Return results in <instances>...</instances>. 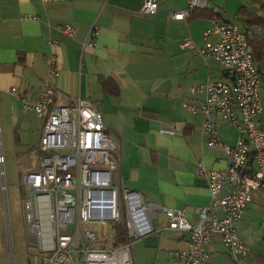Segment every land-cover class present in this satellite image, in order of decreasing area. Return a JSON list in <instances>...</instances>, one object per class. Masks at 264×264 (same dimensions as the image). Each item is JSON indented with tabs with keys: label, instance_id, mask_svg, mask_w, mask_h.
<instances>
[{
	"label": "crops",
	"instance_id": "0c3cea01",
	"mask_svg": "<svg viewBox=\"0 0 264 264\" xmlns=\"http://www.w3.org/2000/svg\"><path fill=\"white\" fill-rule=\"evenodd\" d=\"M188 3L160 0L158 11L144 16L142 0L47 4L0 0V130L4 126L14 131L26 148L39 149L44 122L26 109L11 89L17 88L28 99L38 98L48 72L47 56L54 54L61 67L56 103L68 105L86 98L102 111L107 131L118 144L116 180L141 191L148 201L186 209L188 220L196 224L199 216L195 209L211 201L206 179L195 173L196 162L224 169L229 160L202 136L203 115L184 107V103L204 98L202 93H192V87L210 78H224L215 59L182 46L186 38L203 45L204 33L211 25L207 18L189 19L190 14L175 19L172 13L186 9ZM242 6L262 13L255 0H206L205 4L226 19L239 21L243 18L237 11ZM65 25H72L75 34L66 32ZM92 25L98 30L96 46L83 50L81 44L89 39ZM262 71L264 86V62ZM100 75L116 81L117 95L103 90ZM260 120L264 126V107ZM169 128H176L177 133H165ZM219 132L224 142H237L238 131L233 125L220 122ZM226 188L228 191L229 185ZM263 215L264 203L255 199L238 225L240 236L252 247L245 264L264 261ZM166 223L167 217L159 213L157 231L132 244L135 264H171L174 252L188 247L187 231H158ZM208 250L214 264H237L220 240L210 243Z\"/></svg>",
	"mask_w": 264,
	"mask_h": 264
},
{
	"label": "built area",
	"instance_id": "2783aa9c",
	"mask_svg": "<svg viewBox=\"0 0 264 264\" xmlns=\"http://www.w3.org/2000/svg\"><path fill=\"white\" fill-rule=\"evenodd\" d=\"M43 4L68 0H39ZM160 0H142L140 12L152 15ZM206 0H189L188 7L172 13L183 20L190 10L205 7ZM247 22L224 17L211 19L203 45L186 38L182 46L192 53L215 59L221 66L222 79H208L190 91L202 93V100L184 103L193 114L201 113L202 136L207 144L220 148L229 160L224 169H213L198 160L195 173L206 179L211 194L208 205L197 207L199 219L192 224L186 209H171L144 194L122 186L119 172L118 144L107 131L102 111L86 98L72 104L56 103V80L61 73L54 54L47 56L48 72L38 98L28 99L17 88L11 94L21 99L26 109L43 120L38 167L24 174L19 182L24 200L25 223L29 239L28 259L34 264H135L132 244L157 231L159 213L167 223L158 230L189 233L186 249L173 254L171 264H214L210 243L220 240L237 264H245L252 247L239 234L238 225L255 199L264 203V129L261 88L263 76L255 63ZM64 30L75 34L72 25ZM98 30L92 25L89 39L81 47L96 46ZM233 125L237 142L221 139L219 123ZM174 135L176 128L164 131ZM4 162L0 156V164ZM230 189L227 191L226 186ZM89 223L107 226L122 224L126 240L104 243ZM264 229V215L261 219ZM10 237V235H9ZM11 264H14L10 238ZM264 243V240H263Z\"/></svg>",
	"mask_w": 264,
	"mask_h": 264
},
{
	"label": "rangeland",
	"instance_id": "374dc122",
	"mask_svg": "<svg viewBox=\"0 0 264 264\" xmlns=\"http://www.w3.org/2000/svg\"><path fill=\"white\" fill-rule=\"evenodd\" d=\"M260 94L264 107V86ZM262 127L264 129L263 125ZM2 128L0 156H3L4 162L0 164V264H11L10 238L14 264H34L33 260L28 259L30 247L28 249L23 191L19 182L24 174L38 167L40 152L38 147L26 148L24 143L18 142L14 131L7 130L4 126ZM37 141L38 139H35V142ZM86 227L96 231L99 236H103L106 244L116 241L117 225H109L106 236L103 235L104 228L107 227L105 225L89 223Z\"/></svg>",
	"mask_w": 264,
	"mask_h": 264
},
{
	"label": "trees",
	"instance_id": "16d2710c",
	"mask_svg": "<svg viewBox=\"0 0 264 264\" xmlns=\"http://www.w3.org/2000/svg\"><path fill=\"white\" fill-rule=\"evenodd\" d=\"M256 3H260L262 6V13L253 12L249 10L246 6L240 7L237 11L238 16H242L240 21L245 20L247 22V36L250 43V48L255 60V63L258 65L261 73L262 64L264 62V1L255 0ZM218 12L212 8L208 7H197L191 9L190 18H207L209 20L214 18H221ZM263 76V74H262ZM99 82L103 90L110 95H117L119 93V86L112 77L100 75ZM126 240L125 230L122 224L117 225V237L116 244L124 242ZM261 264H264V261L260 260Z\"/></svg>",
	"mask_w": 264,
	"mask_h": 264
}]
</instances>
